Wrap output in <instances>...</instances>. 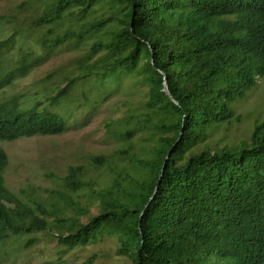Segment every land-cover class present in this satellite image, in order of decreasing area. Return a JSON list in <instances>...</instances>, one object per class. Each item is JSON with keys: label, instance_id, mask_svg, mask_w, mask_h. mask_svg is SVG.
<instances>
[{"label": "trees", "instance_id": "trees-1", "mask_svg": "<svg viewBox=\"0 0 264 264\" xmlns=\"http://www.w3.org/2000/svg\"><path fill=\"white\" fill-rule=\"evenodd\" d=\"M41 1L43 10L31 27L48 28L40 43L47 54L100 37L77 61L78 75L59 77L63 86L38 81L43 93L6 98L2 92L36 61L16 48L24 40L18 33L0 40V144L62 134L67 118L53 109L78 98L77 86L91 79L119 86L126 78L132 88L145 90L146 112L111 119L107 128L124 140L115 152L118 162L146 175L131 178L104 155H90V167L107 165L113 174L105 188L93 189L84 181L87 168L72 165L64 177L56 176L60 187L46 190L48 196L35 189L15 194L6 185L9 159L0 147V247L12 240L28 248L32 235L46 232L66 251L115 238V255L132 264H264V119L248 141L234 147L212 150L206 142L215 126L239 120L231 105L264 77V0ZM98 4L112 13L88 21ZM66 20L71 27L53 36L50 28ZM8 53H16L12 63L4 61ZM163 74L177 105L163 91ZM134 134L142 135V144L131 153ZM85 188L96 202L95 214L71 197Z\"/></svg>", "mask_w": 264, "mask_h": 264}, {"label": "rangeland", "instance_id": "rangeland-1", "mask_svg": "<svg viewBox=\"0 0 264 264\" xmlns=\"http://www.w3.org/2000/svg\"><path fill=\"white\" fill-rule=\"evenodd\" d=\"M23 2L26 4L20 8ZM43 7L41 0H0V15L7 18L4 22H0V40L14 32L18 33L24 37V40L18 39L16 48L22 46V49L29 54V59L36 61L24 78L15 80L2 92L1 98L12 94L23 97L43 93V87L35 85L36 82L41 83L43 80L63 86L65 82L59 77L78 75L77 61L89 53L92 43L100 37L94 35L87 37L77 45L72 42L66 43L54 49L53 53L47 54L40 43L48 37V28L31 27L32 21L41 14ZM111 13L108 6L98 4L93 7V12L87 20L105 18ZM71 24L66 20L52 26L50 29L53 31V36L64 33ZM102 40H106V37ZM15 58L16 53H8L4 56V61L12 63ZM130 82L125 78L119 82V86H116L112 81H104V84H101L91 79L77 86L79 97L73 102H69L66 107L53 109L63 113L67 118L65 131L62 134L20 138L13 142L1 143L0 147L9 159L4 174L8 189L15 194L21 190H41V198L48 196L46 190L60 187V180L57 177H64L69 166L79 165L87 168L84 181L92 184L93 189L101 190L109 184L113 174L107 165L97 170L89 166V156L100 154L107 157L110 166L115 167L116 171L120 172L124 168L123 172L131 175V178H144L145 170L134 164L130 165L127 161L118 162L115 152L120 149L124 140L119 139L107 128L111 119L123 118L126 113L140 117V113L146 112L145 90L138 86H135L137 89L132 88ZM82 92L90 99L89 103L84 102ZM24 101L25 104L29 103L26 99ZM43 103L45 106V102ZM128 109L131 111L126 112ZM231 110L239 120L215 126L219 129L213 131L206 141L212 150L225 145L234 147L242 141H248L256 123L264 119V77L257 80L254 88L235 100ZM141 138V134L132 136L130 142L133 147L128 148L129 152H139ZM148 156L152 157V154ZM86 190L85 188L75 194L70 193L71 197L95 214L98 209L96 202L85 192ZM81 219L87 221L85 216ZM32 237L35 238V242L28 248L20 247L12 240L1 246L0 264H132L128 258L115 255L119 246L115 238H104L86 247L66 251L46 232H36ZM25 244L26 242L22 243Z\"/></svg>", "mask_w": 264, "mask_h": 264}, {"label": "water", "instance_id": "water-1", "mask_svg": "<svg viewBox=\"0 0 264 264\" xmlns=\"http://www.w3.org/2000/svg\"><path fill=\"white\" fill-rule=\"evenodd\" d=\"M163 91H164V93L166 94V96L169 98V100H170L171 102H173L174 104L177 105V102H176V101L170 96V94H169V91H168V88H167V83H166V76H165V74H163ZM182 127H183V124H182ZM182 134H183V129L180 130L179 137H178V139L176 140V142L174 143L173 148L176 147V146L179 144V142L181 141ZM171 153H172V150H170V151L167 153L166 157H165V160H164V163H163V165H162V168H161L160 174H159V176H158V180H157V183H156V186H155V190H154V194H153V196L155 195L156 191L158 190L159 184H160V182H161V179H162V176H163V173H164L165 166H166V164H167V161H168V159H169ZM153 196L149 199V201H148V203L146 204L145 208L149 205V202L152 200Z\"/></svg>", "mask_w": 264, "mask_h": 264}]
</instances>
